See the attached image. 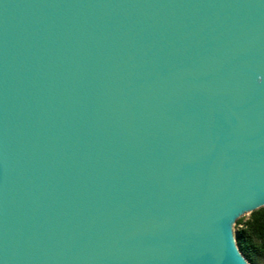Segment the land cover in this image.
I'll list each match as a JSON object with an SVG mask.
<instances>
[{
  "label": "water",
  "instance_id": "water-1",
  "mask_svg": "<svg viewBox=\"0 0 264 264\" xmlns=\"http://www.w3.org/2000/svg\"><path fill=\"white\" fill-rule=\"evenodd\" d=\"M264 207V0H0V264H250Z\"/></svg>",
  "mask_w": 264,
  "mask_h": 264
},
{
  "label": "trees",
  "instance_id": "trees-1",
  "mask_svg": "<svg viewBox=\"0 0 264 264\" xmlns=\"http://www.w3.org/2000/svg\"><path fill=\"white\" fill-rule=\"evenodd\" d=\"M242 219L237 224H242ZM241 253L250 264H261L264 255V207L254 211L237 237Z\"/></svg>",
  "mask_w": 264,
  "mask_h": 264
},
{
  "label": "rangeland",
  "instance_id": "rangeland-1",
  "mask_svg": "<svg viewBox=\"0 0 264 264\" xmlns=\"http://www.w3.org/2000/svg\"><path fill=\"white\" fill-rule=\"evenodd\" d=\"M251 217V214L247 213V214H244L242 215L239 219H242V224H237V222L234 224V239H235V242H236V245L237 247L239 248L240 250V247L238 245V240H237V237L239 235V232L240 230L244 227V223L247 222ZM238 219V220H239ZM237 220V221H238ZM241 251V250H240ZM261 264H264V255L262 256L261 258Z\"/></svg>",
  "mask_w": 264,
  "mask_h": 264
}]
</instances>
